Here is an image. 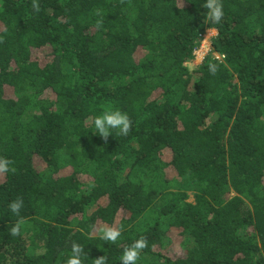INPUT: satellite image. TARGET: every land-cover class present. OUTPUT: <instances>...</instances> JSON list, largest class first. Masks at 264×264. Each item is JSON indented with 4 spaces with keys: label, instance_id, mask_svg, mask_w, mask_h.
Segmentation results:
<instances>
[{
    "label": "trees",
    "instance_id": "trees-1",
    "mask_svg": "<svg viewBox=\"0 0 264 264\" xmlns=\"http://www.w3.org/2000/svg\"><path fill=\"white\" fill-rule=\"evenodd\" d=\"M204 3L0 0V264L73 242L120 264L140 238L138 264H264V0H222L220 24ZM109 110L127 136L93 133Z\"/></svg>",
    "mask_w": 264,
    "mask_h": 264
},
{
    "label": "clouds",
    "instance_id": "clouds-1",
    "mask_svg": "<svg viewBox=\"0 0 264 264\" xmlns=\"http://www.w3.org/2000/svg\"><path fill=\"white\" fill-rule=\"evenodd\" d=\"M204 8L207 9L206 19L215 24H220L224 18V7L222 0H205ZM36 11L39 10L38 5H33ZM99 27V24L97 25ZM209 35L210 44L211 38L215 37L216 32L214 30H208L203 35L204 37ZM204 39V40H205ZM202 42V40H201ZM210 44L209 50L210 51ZM201 45V43H200ZM200 47V46H199ZM217 71L216 65H209V72L212 75H215ZM93 126L95 131L94 134H98L100 137L105 140L109 136H113L112 133L114 130L118 131L120 136H127L132 129V121L129 116L119 110H109L103 112L101 115H97L93 118ZM11 161L6 158L0 157V173H7L10 170ZM24 201L21 198H17L10 203V211L19 216L21 209L23 208ZM21 224H16L10 229V235L18 236L21 233ZM100 238L104 241H110L115 243L118 239L121 238V229L113 227H104L100 229ZM148 246V242L144 238H140L134 241L129 247H127L120 258V264H138L140 259L141 252ZM88 258L87 252L84 250V246L79 243L73 242L71 244V254L67 260V264H84V259ZM96 260V264H107V259L104 256L99 257Z\"/></svg>",
    "mask_w": 264,
    "mask_h": 264
},
{
    "label": "rangeland",
    "instance_id": "rangeland-1",
    "mask_svg": "<svg viewBox=\"0 0 264 264\" xmlns=\"http://www.w3.org/2000/svg\"><path fill=\"white\" fill-rule=\"evenodd\" d=\"M209 35L205 36L206 39H209ZM204 40L201 42V45L199 47V49L195 52V58H194V62L190 63L188 66L190 68V70H193L195 66H197L198 64H200L203 60V58L207 55V51L209 50V44H210V40ZM192 197L190 196L189 198V202H192ZM172 238L174 239V244L172 245V250H177L178 248L176 247L177 242L179 241V239H177L176 237L174 238V236L172 235Z\"/></svg>",
    "mask_w": 264,
    "mask_h": 264
},
{
    "label": "built area",
    "instance_id": "built-area-1",
    "mask_svg": "<svg viewBox=\"0 0 264 264\" xmlns=\"http://www.w3.org/2000/svg\"><path fill=\"white\" fill-rule=\"evenodd\" d=\"M204 39H205V37L203 36V39H202V41H204Z\"/></svg>",
    "mask_w": 264,
    "mask_h": 264
}]
</instances>
